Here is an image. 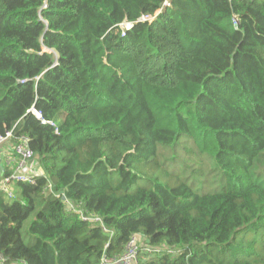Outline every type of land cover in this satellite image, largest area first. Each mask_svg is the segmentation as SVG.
<instances>
[{
  "label": "trees",
  "instance_id": "trees-1",
  "mask_svg": "<svg viewBox=\"0 0 264 264\" xmlns=\"http://www.w3.org/2000/svg\"><path fill=\"white\" fill-rule=\"evenodd\" d=\"M13 129L45 175L0 192L8 264H264V0H0Z\"/></svg>",
  "mask_w": 264,
  "mask_h": 264
},
{
  "label": "built area",
  "instance_id": "built-area-1",
  "mask_svg": "<svg viewBox=\"0 0 264 264\" xmlns=\"http://www.w3.org/2000/svg\"><path fill=\"white\" fill-rule=\"evenodd\" d=\"M170 5L169 1L164 4L165 7ZM154 17L144 15L137 22H152ZM234 24L238 27V20L235 19ZM134 24L124 22L120 28L125 36L126 32L133 28ZM33 114L42 120V113L36 109L32 110ZM14 129L8 130L4 135H0V192L8 196L9 199L15 198V193L12 192L10 186L16 183H27L34 185L36 183V175L33 170L37 165V158L30 148V140L27 137L16 138V143L13 142ZM74 209L72 205H69ZM81 219L85 222L99 223L102 230L112 236V232L104 225L101 217L96 215H85L80 210H75ZM145 252L149 254L157 253L148 242L142 240L141 236L134 235L128 244L123 255L112 260H105L103 264H138L140 253ZM0 264H8L6 257L0 253ZM25 264V263H20Z\"/></svg>",
  "mask_w": 264,
  "mask_h": 264
},
{
  "label": "water",
  "instance_id": "water-1",
  "mask_svg": "<svg viewBox=\"0 0 264 264\" xmlns=\"http://www.w3.org/2000/svg\"><path fill=\"white\" fill-rule=\"evenodd\" d=\"M33 174H35L37 177H41V176H44L45 175V172H44L43 168L40 165H37L34 168V170H33Z\"/></svg>",
  "mask_w": 264,
  "mask_h": 264
},
{
  "label": "rangeland",
  "instance_id": "rangeland-1",
  "mask_svg": "<svg viewBox=\"0 0 264 264\" xmlns=\"http://www.w3.org/2000/svg\"><path fill=\"white\" fill-rule=\"evenodd\" d=\"M10 189L12 190V192H14L15 194H17V191H16V188H15L14 184L10 186ZM7 198H8V196H7Z\"/></svg>",
  "mask_w": 264,
  "mask_h": 264
},
{
  "label": "crops",
  "instance_id": "crops-1",
  "mask_svg": "<svg viewBox=\"0 0 264 264\" xmlns=\"http://www.w3.org/2000/svg\"><path fill=\"white\" fill-rule=\"evenodd\" d=\"M142 240H143V237L141 236Z\"/></svg>",
  "mask_w": 264,
  "mask_h": 264
},
{
  "label": "bare ground",
  "instance_id": "bare-ground-1",
  "mask_svg": "<svg viewBox=\"0 0 264 264\" xmlns=\"http://www.w3.org/2000/svg\"><path fill=\"white\" fill-rule=\"evenodd\" d=\"M37 165H38V163H37ZM37 165H36V166H37ZM36 166H35V167H36Z\"/></svg>",
  "mask_w": 264,
  "mask_h": 264
}]
</instances>
